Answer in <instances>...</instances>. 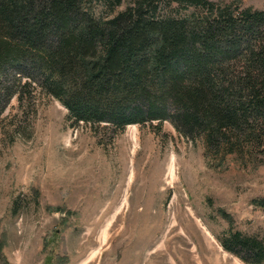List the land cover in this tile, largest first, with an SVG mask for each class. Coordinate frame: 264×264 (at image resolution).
I'll use <instances>...</instances> for the list:
<instances>
[{"label": "rangeland", "instance_id": "obj_1", "mask_svg": "<svg viewBox=\"0 0 264 264\" xmlns=\"http://www.w3.org/2000/svg\"><path fill=\"white\" fill-rule=\"evenodd\" d=\"M130 2L83 7L105 17ZM27 97L0 116V264H264L224 248L233 232L264 245V140L220 160L169 120L112 132Z\"/></svg>", "mask_w": 264, "mask_h": 264}, {"label": "trees", "instance_id": "obj_2", "mask_svg": "<svg viewBox=\"0 0 264 264\" xmlns=\"http://www.w3.org/2000/svg\"><path fill=\"white\" fill-rule=\"evenodd\" d=\"M120 5L122 0H104ZM131 0L99 17L83 0H0V116L33 89L60 102L73 125L116 132L169 120L220 160L264 140V9L240 1ZM216 151H211V150ZM264 260V245L231 233Z\"/></svg>", "mask_w": 264, "mask_h": 264}, {"label": "bare ground", "instance_id": "obj_3", "mask_svg": "<svg viewBox=\"0 0 264 264\" xmlns=\"http://www.w3.org/2000/svg\"><path fill=\"white\" fill-rule=\"evenodd\" d=\"M175 237H177V236H175Z\"/></svg>", "mask_w": 264, "mask_h": 264}]
</instances>
